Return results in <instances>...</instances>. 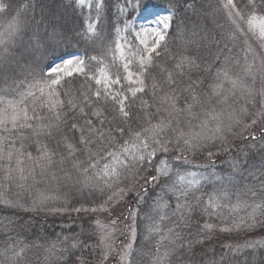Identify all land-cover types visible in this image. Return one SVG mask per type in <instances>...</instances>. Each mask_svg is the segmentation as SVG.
<instances>
[{
  "label": "snow or ice",
  "instance_id": "6c2138e0",
  "mask_svg": "<svg viewBox=\"0 0 264 264\" xmlns=\"http://www.w3.org/2000/svg\"><path fill=\"white\" fill-rule=\"evenodd\" d=\"M86 2L91 9L90 0H73L74 10ZM195 3L125 0L119 10L128 12L130 6L144 24L132 34L134 42L116 27L110 43L97 29L99 19H86L84 29L72 34L55 22L29 17L30 5L14 10L0 3V12L14 13L0 31V189L15 185L27 191L44 181H65L106 197L98 208L73 211L109 214L107 222L95 219L87 232L57 237L43 248V257L34 254L35 264H140L136 257L144 253L134 249L137 218L149 199L144 231L146 240L156 238L152 264H217L197 252L213 226L193 222L197 212L211 216L229 207L223 202L233 196L231 211L244 215L234 218L232 227L264 230V126L259 136L251 131L264 125V0H226L222 8L230 29L216 24L219 33L208 26L212 14L202 17ZM130 27L126 22L125 30ZM173 32L179 50L168 68L158 61L172 55L167 41ZM74 36L96 45L98 54L69 51ZM240 36L242 57L229 47ZM249 41H256V48ZM117 60L123 77L110 72ZM235 138L251 142L240 147ZM185 153L204 155L210 163L195 167L213 171H189ZM213 157L225 158L228 174L214 171ZM205 182L219 184L206 201L197 195ZM49 199L41 194L33 207ZM0 203L22 206L4 191ZM117 233L125 236L121 246ZM244 247L257 253L264 241ZM27 252V245H8L0 264H33ZM250 264H257L256 254Z\"/></svg>",
  "mask_w": 264,
  "mask_h": 264
},
{
  "label": "trees",
  "instance_id": "16d2710c",
  "mask_svg": "<svg viewBox=\"0 0 264 264\" xmlns=\"http://www.w3.org/2000/svg\"><path fill=\"white\" fill-rule=\"evenodd\" d=\"M0 3L11 5V8L14 10L19 9L21 5H30L27 12L29 17L34 15L35 19L38 21L43 18L45 22H55L66 28L72 34L84 29L86 19L90 18V22H95L99 19L97 29L104 37L105 43H110L115 39L114 29L123 24L119 7L125 5V0H100L99 4L101 7L99 9V17L97 16L98 10L96 8V3L92 4V8L88 10L86 7H79L74 10L73 0H0ZM222 4V0H196L195 3L197 12L202 17L212 14L208 17V26L217 33H219L220 29L216 28V24H223L226 31L230 29ZM11 14L14 13L8 11L0 12V31H3L6 27L7 19ZM134 14L135 13L131 11L126 18L132 19ZM189 15L191 16V12ZM244 41L245 37L240 36L238 40L234 41L235 47H233V43L229 44V47L233 48V52L241 57L243 56L242 50L245 47ZM167 43L172 55H164L159 58L158 62L161 65L171 68L173 56L179 50L174 32L168 37ZM249 43L252 44L253 48H256V41H249ZM68 50L77 52L81 55L85 54V52L88 55H97L99 52V48H97L96 45L86 43L76 36L71 40ZM58 54L59 52L49 54L48 57L41 61V66H44L54 55ZM116 65L117 66L113 68L116 69V72L119 71V74L123 77V69L118 63H116ZM96 67V63L92 62V68L95 69ZM135 71L136 69H134V72ZM213 71H215L214 68ZM152 73L157 77L160 75L159 69L156 68L152 69ZM20 78H23V75H21ZM147 82L150 83V81ZM122 84L126 89V81L122 80ZM143 98L150 100L149 95H145ZM137 104H139V100H137ZM137 110L138 109L134 108V111ZM261 126L264 125H259L251 129V131H254L255 134L259 136V127ZM244 135H248V133L244 132ZM230 139L233 138L230 137ZM235 139L240 147H244L245 143L251 142H241L238 138ZM185 155H187L190 160V164L185 166L189 171H195L197 173L213 171L211 168L205 169L195 167L196 165H207L210 163L204 155L194 153H185ZM211 163L215 164L214 171L221 175H226L230 171L224 157L220 159L213 157ZM216 187H219L218 182L215 184L205 182L197 195H200L201 198L206 201ZM0 191L5 192L7 199L13 201L19 199L22 205L21 207L11 208L4 203H0V253H3L8 245L15 244L17 247L27 245V256L31 258L33 264H35L34 254L37 251H39L41 257H43V255H45L43 248L56 242L57 237L60 239H63L65 236L71 238L82 231L87 232L91 228L92 222L95 219H99L101 215V211L93 212L89 210L77 212L72 209L80 208L81 206L85 209L98 208L106 198L98 191L90 192L87 188L81 189L80 186H73L65 181H44L27 191L15 185L10 188L5 185ZM232 191L235 192L236 189H232ZM41 194L51 199H49L45 205L33 207V200L38 199ZM241 198L251 199L243 193L241 194ZM151 203L152 201L149 199L148 203L141 207L139 217L137 218L138 231L134 249L141 250L144 253L142 256L136 257L140 264H152L154 258L153 253L155 252L156 238L154 237L153 240H146L147 233L144 231L145 226L150 223V221L144 217L148 213V205H151ZM223 203H228L229 207L218 208L215 214L211 216H201L199 212L196 213L199 219L194 220V227L203 226L204 223L213 226L212 230L206 233L208 239L204 240L202 245L197 246L198 254L200 252H206L207 255L205 256V260L209 261L214 259L217 261V264H250L253 255L256 254L257 264H259V257L264 255V249H260L257 253H254L252 249L246 248L244 245L251 241H264V230L257 229L256 231L250 232L242 228L237 229L232 227V220L239 216H243L244 213L242 211L238 213L231 211V204L235 203V196L232 197L231 202L224 201ZM63 208L67 210L55 211L56 209ZM108 216L103 217L105 222H107ZM9 221H11V224H9ZM225 228H231V230H222ZM124 240L125 236L119 235L116 244L121 246ZM32 245H42L43 247L36 249L33 248ZM162 251L163 249H161V252ZM221 256L225 257L223 261H221ZM2 259L3 256H0V260ZM111 264H114V262H111Z\"/></svg>",
  "mask_w": 264,
  "mask_h": 264
},
{
  "label": "rangeland",
  "instance_id": "374dc122",
  "mask_svg": "<svg viewBox=\"0 0 264 264\" xmlns=\"http://www.w3.org/2000/svg\"><path fill=\"white\" fill-rule=\"evenodd\" d=\"M223 1V3H226V0H222ZM90 2H91V4H94V3H96V4H99L100 3V0H90ZM81 7H86V9L88 10L89 8H88V5H87V2L85 3V5L84 6H81ZM123 7V6H122ZM131 12V8H130V6H129V11L128 12H121V19H122V22H123V24H121L120 26H119V28L122 30L121 31V35L122 36H124V37H126L128 40H132L133 42H134V39H133V33H134V31L135 30H138L143 24H144V21L142 20V19H139L138 18V13H135L134 14V17L132 18V19H127L126 17L127 16H129V13ZM126 19V20H125ZM128 21H131V27L129 28V29H127V30H125V23L126 22H128ZM149 39H151V37H149ZM116 63H118L119 64V66H120V64H121V62L119 61V60H117L116 61ZM121 68H122V66H120ZM123 69V68H122ZM134 69H135V67L132 69L133 71H134ZM116 69H114L113 67L110 69V72L112 73V74H115V73H117L116 71H115ZM124 75H125V73H124ZM126 86L128 87L129 85L127 84V81H126ZM132 87H135L136 85H131ZM237 133H239V132H241L242 131V129L241 128H237L236 130H235ZM187 166V165H186ZM108 216V213L107 212H102L101 211V215L99 216V219H102V221H104V218L103 217H107ZM108 218H109V216H108ZM120 227L121 228H123V224H121L120 225ZM119 233H117V240H118V237H119ZM116 240V241H117ZM125 241V240H124ZM123 241V242H124ZM122 245V244H121Z\"/></svg>",
  "mask_w": 264,
  "mask_h": 264
}]
</instances>
